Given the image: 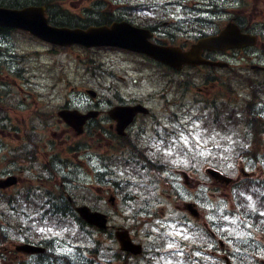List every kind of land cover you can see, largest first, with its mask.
Masks as SVG:
<instances>
[{"label":"rangeland","instance_id":"374dc122","mask_svg":"<svg viewBox=\"0 0 264 264\" xmlns=\"http://www.w3.org/2000/svg\"><path fill=\"white\" fill-rule=\"evenodd\" d=\"M63 0H60L58 3H61ZM197 0H189V3L194 6L197 5ZM162 0H156V2L150 5L151 12H154V16L158 17L161 21L165 19H170L173 17H179V13L182 10L190 13L192 9L195 7H182L178 6L177 9H180L179 12L175 8H172L171 14L165 12V10L160 6ZM105 3V2H104ZM82 5H88L87 2H83ZM112 7L115 8V5L104 4L103 7ZM166 10H169V7L166 6ZM251 11V10H249ZM164 28L172 32L174 34L179 33V29L177 28V24L166 22ZM10 42L14 47V53L16 59L21 55L27 53L26 61L27 65L30 67V87L32 91V97L36 98L37 102L40 105L41 100L44 105L42 106L44 109V117L47 118V121L42 124L43 119L39 116H32L33 119L31 123V137L35 142H39L44 146L41 147L42 151H46L50 153L51 148L50 144L55 143L56 151L59 152V159L56 161V170L55 176L50 174V169L45 174H42L41 180L46 182H56V185L50 186L47 185V189L43 190L50 191L54 193L57 189H59V178L61 175H65L67 178L72 180H77L78 186H74L72 189V195L75 198H87L92 203L96 202L104 210L110 217V228L106 231L105 234L99 235L97 232L89 231V234L81 232L75 225H72L71 222L67 220L62 221V223L70 229L68 233H65L62 237L56 238L60 239L59 245H57L56 240L54 241V248L56 253L59 254L61 249L66 247H73L75 249L74 255L69 256L70 259L77 261L80 257L83 260L89 259L95 255V258L98 262H111L112 264H117L114 256L119 251L118 244L109 233H112L114 227L116 226H130L133 225L135 221L133 217L134 205L137 209L139 204L142 203L138 197L128 195L126 201L123 202V190L120 185L119 179H108L106 185L104 182L100 183L102 187L98 191L96 188L99 187V183L96 182L95 174L87 169L81 170V172L76 176V173H72V164L71 161L66 159L68 154V147L70 142L76 140L75 132L72 130L66 131L63 128L61 123L56 121V112L58 111L60 105H64L70 103L75 105L79 101V105L83 106L84 102L97 103V107L103 110L109 109L113 105L118 104V102L123 103L129 102L133 100V102H142L149 108H154V113L156 117H159L160 125L159 129L162 130V125L169 123L167 115H164L163 110L166 109L168 112H176L178 115L182 114L185 110L189 112H199L197 107L191 104L190 94H185V97L179 100L178 96L175 95L173 91H163L161 83L163 78L162 69H158V71L153 72V69L150 68V63H141L137 61V57L131 55L129 53H123L118 50H113L111 48H95V49H84V48H73V49H63L61 52L57 53H49L47 49L49 46L44 43L32 38L31 36L14 31L8 35ZM161 37H166L165 34H162ZM139 70H138V69ZM190 71V70H189ZM217 78L224 77L225 71L218 70ZM182 74H174L172 75L173 79H178L181 76H184L185 73ZM259 77H264V73L259 72L257 74ZM198 76L196 78V83L193 86L191 92L195 91V87H201V80H198ZM204 86V85H203ZM237 92L235 93V97L237 100L244 98L247 95V92L242 88L240 84L236 85ZM87 88L94 89L96 91V96H99L95 100L90 98L85 90ZM226 95V94H225ZM229 95H226V97ZM119 100H118V99ZM92 99V100H91ZM33 107V106H32ZM16 117L13 118L14 119ZM102 124L103 122L100 121ZM55 131L56 136H52L51 133ZM9 138L7 141H9ZM97 136L93 138L96 142ZM12 142V141H11ZM10 142V143H11ZM98 147L96 144L95 147V155L100 158L101 152H103L104 148ZM209 150V149H208ZM212 154L205 156H197L194 159H191L192 166L187 163H180L179 165L171 166V169L167 171L169 175H173L177 177L181 184L178 182L175 184V189L170 188L166 180H159L157 182L158 186L156 190L160 194L155 200L156 203L163 205L160 208H154L151 211L149 210V214L153 213V216H147L143 212H135L137 218L140 219V223L138 226V233L140 234V240L144 245V254L138 256L137 258H133L128 260L127 264H156L157 260H160V264H164V261L160 259L162 253L157 252L152 243V239H149L150 236L154 237L155 233L152 232V228L154 227V221L157 219H162L163 216H169L168 223L176 224L178 228L186 229L187 217H190L186 214L183 209L184 201H193L196 203L198 209L201 211V216L198 219L199 225L203 230H206V227L202 226L203 221H210L208 219L209 216L218 215L216 208L220 205H227L229 209H234V205L232 204L233 199L231 197V186H224L216 188L212 180L206 175L205 167L212 166L219 170H222L226 175H229L233 178L239 177L240 175L239 167L241 163L239 161H232L231 159L227 162H221L218 166H213L212 161L223 160L225 157L223 153H217L216 150H209ZM39 156H44L43 154ZM229 158V157H227ZM66 160V161H65ZM77 166H80L77 164ZM178 166V167H176ZM259 167V171L255 177H261L262 175L264 179V159ZM85 168V167H84ZM175 168H188L187 171L192 174L194 180H197L198 185L190 188L185 184H182L178 175L174 173ZM246 170L250 171L249 166L245 167ZM256 169V168H255ZM75 170V168H74ZM76 176L75 179H72V176ZM40 182L36 179L33 181V185H39ZM70 187V185H69ZM110 187L112 188L111 192H113L117 198L113 201L114 205L108 206L105 203V199L108 197L106 194ZM34 190V189H33ZM176 191L178 194H173ZM169 194H172L171 197H168ZM4 199V196L0 194V209L3 208V204L1 200ZM184 200V201H183ZM255 200V197H254ZM127 207H129L127 209ZM212 210V211H209ZM260 211H264V209H260ZM143 213V214H141ZM236 214V213H232ZM259 216V215H258ZM126 217H130L126 219ZM260 217V216H259ZM26 218L28 216L26 215ZM264 218V217H260ZM182 220L184 225H180L178 220ZM258 220V217L256 218ZM19 223L22 224V228L18 232L12 233L9 238V241L16 240L18 242L20 238L29 235V233L25 230V227L31 223L29 219H19ZM257 224L264 225L260 220L257 221ZM216 226H213V230H216ZM264 227V226H263ZM197 228V225H195ZM4 231H7V228H3ZM33 230V229H32ZM35 231V230H33ZM253 235L257 236V238H261L263 240V233L257 234V230L254 228L251 229ZM72 232H75V235H72ZM146 232L150 233L146 235ZM220 232V231H219ZM221 233V232H220ZM38 238L46 237V234H41L38 231L35 233ZM191 235L193 236V241L197 236L202 235V231L199 229L198 233L195 232ZM224 235V234H222ZM93 237V238H92ZM23 239V238H22ZM97 240L100 242L94 241ZM208 240V237L207 239ZM224 240V250L226 252H234V246L238 247V244L231 245L227 240ZM6 242V240H5ZM8 242V241H7ZM6 242V243H7ZM70 242V243H69ZM5 243V245H6ZM258 251L257 254L261 255L264 252V243L262 241H255L249 245H243L244 249H249L250 247L257 246ZM77 247L81 248H89L90 251H83V254H78ZM241 247V246H239ZM99 248V249H98ZM95 250V251H94ZM206 261L204 264H209L211 261H214V258L211 256H203ZM28 258V257H26ZM34 256H30L28 261L33 260ZM17 260H21V257H18L15 260V263L18 264ZM0 264H7V260L0 259Z\"/></svg>","mask_w":264,"mask_h":264},{"label":"flooded vegetation","instance_id":"af4514ba","mask_svg":"<svg viewBox=\"0 0 264 264\" xmlns=\"http://www.w3.org/2000/svg\"><path fill=\"white\" fill-rule=\"evenodd\" d=\"M57 1L59 2L60 0ZM201 1L210 5H206L203 8L207 11L199 12L198 14L213 17L218 14V10L227 9L215 3L214 0H197L196 2ZM83 2H87L88 5H82ZM151 2L154 3L155 0H151ZM106 3H112V6L115 5V8L112 9L111 6L104 8L103 5ZM46 4L49 19L52 24L57 26L85 28L90 25H109L114 21L123 20L137 28L145 27L153 35L163 25V22L154 16V12H151L148 0H63L59 3L60 12L57 10V4H54V1H46ZM170 4L174 6V0H171ZM68 6L72 8L70 9ZM184 6L186 7L187 5L185 4ZM257 7V11L247 13L246 15L244 11L240 10H237L234 14L242 17H248L252 14L264 15V4L258 3ZM63 9L67 11L66 14H64ZM208 9L211 10L208 11ZM68 14L72 15L67 16ZM12 31L18 30L0 26V179L8 177L13 182L9 187L0 188V194L4 198H8V207L12 208L9 210L8 222L5 224L10 229H13L15 226V211L13 207L16 200L20 201L21 195H31L33 189L43 191L47 189V185L52 186L51 182L41 180V176L48 169L56 168L55 164L57 160H62L59 159V152L56 151L55 143L50 144L51 151L47 153L41 150V147L44 146L43 144L32 140L30 130L33 119L31 117L39 115L43 119L42 124H44L48 116L44 117L46 113H44L42 107L44 105L43 101L41 100L40 105H38L39 103L36 98L32 97L30 76L27 75L30 72L28 67L21 64L18 67L16 66L17 62L14 61L10 53V45L5 42L7 36H4V33ZM151 38L154 39V35ZM188 38L189 35L184 31L180 44L185 45L190 42L191 39ZM156 41L159 42L157 38L154 39V42ZM256 48L257 46L253 49ZM52 50L58 51V48L52 47ZM66 105L68 108H73V104L71 103ZM61 107L65 106L60 105L59 108ZM94 107H96L95 104L92 107L80 108V110L86 112ZM13 115L16 118L12 119ZM138 119L139 116L137 115L133 124L127 127L126 132L123 134V156H129V158L131 156L139 157V155H134L133 149L141 153L139 148L142 146V141L133 128L137 125ZM56 121L61 123L66 131H72L58 116L56 117ZM100 121L106 122L108 126L101 124ZM114 123L105 114V110L103 109L100 110L99 117H92L86 120L84 133L80 135L75 134L76 140L70 142L68 147L70 154H68L66 159L71 161L73 166L72 173H76L77 176L81 170L87 169L94 174L96 172L103 175L106 174L93 169L89 165L87 157L91 155L93 158L99 160V157L95 155L96 144L106 149H110V146L115 143L117 144L115 138H118V136L113 127ZM51 135L56 136L55 131ZM95 136L98 138L96 142L93 140ZM9 138L11 139L7 141ZM41 154L44 156H39ZM62 161L64 162V160ZM77 164L80 166H77ZM51 174L55 175L56 173L53 171ZM36 179L40 182L39 185H33V181ZM74 186H78L77 180L72 182V187L74 188ZM101 187L102 185L99 184L98 190ZM68 200L72 202L69 197ZM1 203L4 204L3 200H1ZM56 205L59 207L58 204ZM22 241L25 242V240ZM14 247L15 241H11L8 246H0V249L11 257L10 255L14 256L17 254L14 251ZM220 247H223L222 243ZM221 250H213L211 254L223 258L224 254ZM254 254L256 253L254 252ZM254 263L264 264V256L255 258L252 263L249 262L248 264Z\"/></svg>","mask_w":264,"mask_h":264},{"label":"snow or ice","instance_id":"6c2138e0","mask_svg":"<svg viewBox=\"0 0 264 264\" xmlns=\"http://www.w3.org/2000/svg\"><path fill=\"white\" fill-rule=\"evenodd\" d=\"M166 2L171 3V0H166ZM179 11L180 9H177V12ZM171 121L174 122L163 124L162 130L151 139L150 143H146L149 150L145 155L153 165L158 161L179 165L182 162L187 163L189 158L211 155L208 145L212 144L214 148L220 149L223 144L219 141L228 145L224 151L229 153L233 152L238 144V140L233 139L237 135L235 132L226 127L217 130L219 126L208 120L206 113L185 110L179 116L174 114ZM239 146L241 148L249 147L247 144ZM87 160L93 169L109 174V179L122 180L128 194L138 197L142 202L138 206L139 209L147 208L151 211L154 208L163 207L155 201L156 192L153 189L156 186L150 185L146 180L149 167L138 156H131V158L122 156L118 159L113 158L110 162L102 157L97 160L89 155ZM163 175L167 176L168 173L164 172ZM237 196L242 199L238 200L234 209H229L227 205H220L216 208L218 215L209 216L208 219L216 223L217 230L224 234L221 238L227 240L229 244L249 245L256 238L251 231L255 224L248 223V220L257 215L264 217V211H260V209H264V192L253 187L251 194L241 191ZM25 199L27 203L20 202V212L28 216L31 221L30 228L41 234H46V238H60L70 231L62 223L56 198L50 193L33 190L31 195L26 196ZM168 220L169 216L155 220L152 228L155 236L149 237L153 240L155 250L162 253L160 259L164 261V264H196L193 255L200 257L201 253L199 251L194 254L191 251L185 252L181 244V241L192 240L193 236L187 229L178 228L176 224L168 223ZM72 235L74 236L75 232H72ZM178 237L179 239H177ZM198 238L205 239L204 236ZM56 243L59 245L60 239H56ZM240 251V247L234 246V253ZM74 252L73 247H66L61 249L59 254L69 257L73 256ZM156 264H160V260H157Z\"/></svg>","mask_w":264,"mask_h":264},{"label":"water","instance_id":"95a60500","mask_svg":"<svg viewBox=\"0 0 264 264\" xmlns=\"http://www.w3.org/2000/svg\"><path fill=\"white\" fill-rule=\"evenodd\" d=\"M0 24L4 26H11L27 30L38 37L57 43L61 45H67L70 43H81L86 46L100 45V44H118L127 48H133L135 50H141L147 54L160 59L172 66L179 67L178 63H175L173 53L157 51L158 49L150 48L145 45L128 46L123 43V34L106 30L105 28H89L87 30L80 29H68V28H54L46 24L45 17L43 15L42 8L26 7L23 9H11L0 7ZM200 46H196L192 51L188 53H179L182 58V62L197 64L201 62L199 59ZM137 108H126L123 111V107H117L111 111V115L115 118H120L119 126L123 128V123L128 122L131 115L135 113ZM67 122L74 124L75 126L84 120L85 116L81 118V121L74 114L68 113L65 115L61 113ZM81 216L85 218L89 223L95 224L100 227H105L106 216L100 212H91L87 207L78 208ZM117 239L120 242L121 248L138 253L139 247L133 245L129 240V236L126 231L120 230L116 232ZM19 249L26 252L42 251L43 248H39L33 245L24 244ZM230 264V263H228Z\"/></svg>","mask_w":264,"mask_h":264},{"label":"trees","instance_id":"16d2710c","mask_svg":"<svg viewBox=\"0 0 264 264\" xmlns=\"http://www.w3.org/2000/svg\"><path fill=\"white\" fill-rule=\"evenodd\" d=\"M40 0H0V5H5V6H11V7H16V6H21V5H27V4H32V3H38ZM250 115V111H248ZM252 118V119H251ZM252 120L254 123H257L256 117L255 116H248V120ZM245 138L251 139L256 145L260 143V138L264 134L263 130L261 127L256 126V128L252 131H244L241 132ZM252 154H255V151L251 150L250 151ZM248 153V152H247ZM53 255H49L47 258H42L40 260H35V264H56L57 259L54 260L51 259ZM95 264H99L95 261Z\"/></svg>","mask_w":264,"mask_h":264}]
</instances>
